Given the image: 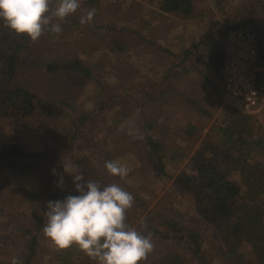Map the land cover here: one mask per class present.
I'll return each instance as SVG.
<instances>
[{
	"label": "rangeland",
	"instance_id": "374dc122",
	"mask_svg": "<svg viewBox=\"0 0 264 264\" xmlns=\"http://www.w3.org/2000/svg\"><path fill=\"white\" fill-rule=\"evenodd\" d=\"M116 1L95 8L93 20L75 34L63 30L50 38L43 33L24 54L17 83L37 95L38 110L30 117L0 113V149L18 143L26 150L47 151L50 157L29 170L0 169V264L22 259L28 238L23 227L33 224L35 209L37 214L46 211L51 195L57 194L54 192H61V200L80 194L73 174L83 175L80 183L96 181L102 175L108 184L139 193L147 208L132 227L138 230L141 222L161 215L173 218L181 226L198 231L204 250L214 264H220L213 258L219 242L216 219L200 214L198 198L180 190L173 180L179 174H197L191 158L212 125L226 115L229 104L220 74L205 62L211 47L208 38L215 32L212 39L224 47L229 27L252 26L264 48V0H196L194 13L188 17L163 12L156 2L146 0H124L119 10L120 0ZM116 31L132 41L124 52L109 46V38ZM189 48L193 54L182 59ZM70 58L84 60L106 90L77 72L45 69L49 61ZM103 98L107 108L98 110ZM85 112H91L93 118L85 128L87 133L77 125ZM258 117L264 123V114ZM130 121L135 122L136 138L129 134ZM149 121L153 124L150 132L163 143L168 175L145 156L143 133ZM192 123L197 124V137L186 140ZM86 154L92 157L88 162ZM111 160L129 169L132 176L123 177L128 189L122 178L106 169L105 162ZM64 164L73 174L65 171ZM57 178L62 189L57 187ZM33 191L39 192L35 198L30 197ZM152 239L154 250L140 264H156L166 249L176 247L171 240ZM53 245L50 239L42 241L33 264H49Z\"/></svg>",
	"mask_w": 264,
	"mask_h": 264
},
{
	"label": "trees",
	"instance_id": "16d2710c",
	"mask_svg": "<svg viewBox=\"0 0 264 264\" xmlns=\"http://www.w3.org/2000/svg\"><path fill=\"white\" fill-rule=\"evenodd\" d=\"M146 1L156 2L163 12L184 17L194 13L196 2V0ZM79 2L80 8L75 14L66 17L63 21L53 18L52 24L58 23L62 31L75 34L84 25L80 23V17L84 14L83 8L88 10L98 8L101 4L117 3L116 0H79ZM57 3L58 0H51V7L54 8ZM124 3V0H120L119 10L123 8ZM118 5L115 4L114 7L117 9ZM239 25L229 27L225 37L230 30L237 29L235 26ZM50 27L46 26L44 33L53 38L52 35L55 37L58 34L51 32ZM108 28L112 29L111 26ZM134 35L141 36L137 33ZM212 35L208 38L211 47L204 58L212 71L217 75L220 74L221 82L224 84L222 65L228 45L225 44L224 47L216 45ZM33 43L26 34H17L0 20V113L30 117L38 110L37 95L26 86L17 83L24 54ZM131 45L132 41L126 40L117 31L109 38V46H112L113 51L124 52ZM261 49L264 55L262 46ZM191 54H193L192 48L185 50L182 59H188ZM45 69L49 72H77L88 80L95 81L103 91L107 88L98 74L81 58L52 60L45 64ZM165 79L166 75L163 74V80ZM99 103L102 107L98 110L107 108L104 98ZM225 113V116L212 125L201 147L191 158V165L197 174H179L174 178L173 183L183 192L198 198L197 211L200 214L216 219L219 242L214 249L216 252L213 251L214 259L220 264H264V123L258 117L259 114L241 112L230 104H226ZM261 114H264V110ZM91 117V112L79 116L77 125L84 127L83 132H86L85 128H88L89 121H92ZM152 128L153 124L149 121L143 133L147 146L145 156L158 171L168 175L162 153L163 143L150 132ZM196 132L197 124H190L185 139L196 138ZM47 157H50L47 151L26 150L18 143L5 144L0 149V169L8 167L29 170ZM84 158L86 162L92 159L88 154ZM128 175V177L132 176L131 173ZM122 180L128 189L126 180L123 178ZM96 182L102 186L108 185L102 175ZM56 183L60 189L64 187L58 178ZM54 193L57 194L51 195L53 196L51 201L61 200V192ZM130 193L134 196L135 202L127 211L126 222L133 226L146 210L147 203L139 193ZM38 195L39 192H30L31 198ZM46 211L37 214L35 209L33 224L22 229L28 238L24 246L26 253L19 260L20 264H33L42 241L49 240L43 234V227L47 222ZM139 229L147 234L151 233L157 240H171L174 246L176 245L166 249L159 256L156 264H214L211 256L204 250L202 235L194 229L181 226L173 218L161 215L151 222H141ZM15 230L19 232L18 228ZM49 259V264H98L75 244L67 249H58L54 244Z\"/></svg>",
	"mask_w": 264,
	"mask_h": 264
},
{
	"label": "clouds",
	"instance_id": "9594fccd",
	"mask_svg": "<svg viewBox=\"0 0 264 264\" xmlns=\"http://www.w3.org/2000/svg\"><path fill=\"white\" fill-rule=\"evenodd\" d=\"M79 8V0H58L54 8L51 0H0V20L17 34H26L35 42L46 26L60 34L62 27L52 24L53 18L63 21ZM96 12L95 8L85 10L80 23H90ZM129 134L137 136L134 121L129 122ZM105 167L111 175L121 178L129 172L116 160L106 161ZM64 168L73 174L68 165L64 164ZM73 177L80 194L47 202L44 236L58 249L77 245L98 264H140L146 260L155 247L152 234L145 235L126 222L134 196L116 183L102 186L92 179L80 183L82 174H73ZM12 264L20 262L14 258Z\"/></svg>",
	"mask_w": 264,
	"mask_h": 264
},
{
	"label": "built area",
	"instance_id": "2783aa9c",
	"mask_svg": "<svg viewBox=\"0 0 264 264\" xmlns=\"http://www.w3.org/2000/svg\"><path fill=\"white\" fill-rule=\"evenodd\" d=\"M223 65V90L226 101L244 113L264 110V55L259 32L252 26L227 33Z\"/></svg>",
	"mask_w": 264,
	"mask_h": 264
}]
</instances>
